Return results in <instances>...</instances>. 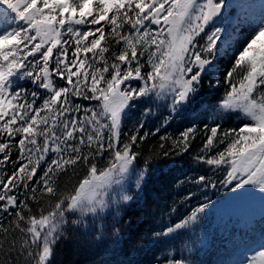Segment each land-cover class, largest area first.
Instances as JSON below:
<instances>
[{
    "label": "snow or ice",
    "instance_id": "1",
    "mask_svg": "<svg viewBox=\"0 0 264 264\" xmlns=\"http://www.w3.org/2000/svg\"><path fill=\"white\" fill-rule=\"evenodd\" d=\"M224 7L225 0H0V168L14 166L10 175H0V212L6 214L0 218V264H51L65 224L78 225L111 206L105 199L108 189L120 182L117 176L129 173L137 157L133 146L148 135L138 136L139 128L122 134L126 109L130 102L153 92L160 96L165 89L173 94V111L196 103L204 77L215 75L216 61L232 47L217 26ZM224 79L230 91L219 108L239 112L238 118L250 123L222 134L219 125L208 128L199 159L214 167L228 165L223 182L236 181L233 191L252 186L264 193V13L252 21L242 48L233 52ZM21 80L45 91H28ZM132 80L141 85L121 87ZM72 97L99 103L84 107L80 116L76 113L82 105ZM181 135L174 147L183 153L194 129ZM225 141L222 151L207 155ZM14 149L19 155L11 160ZM105 159L106 166L98 167L97 160ZM42 162L47 167L41 168ZM78 169H86L83 178L71 191H59L61 174L71 170L77 175ZM144 180L140 172L136 187ZM193 182H205V177ZM21 189L25 200L17 195ZM44 197L50 198L46 214L40 205ZM131 199L122 190L120 200L112 203ZM27 200L38 205L39 216L32 214ZM207 207L203 204L153 236L188 228ZM259 255L264 257V250ZM248 264L256 262L249 258Z\"/></svg>",
    "mask_w": 264,
    "mask_h": 264
},
{
    "label": "trees",
    "instance_id": "2",
    "mask_svg": "<svg viewBox=\"0 0 264 264\" xmlns=\"http://www.w3.org/2000/svg\"><path fill=\"white\" fill-rule=\"evenodd\" d=\"M250 35V33L245 34V37L236 44L232 53H228L227 56L217 60L221 85L216 87L213 83H208L203 79L196 99V101L198 99L200 101L192 105L193 110H195L201 103L205 102L208 111H215L217 114L225 112L224 122L218 124V121H215L213 125L220 126L221 134L223 130L238 129L244 124V119L239 122L240 118L238 117L241 116L239 112H226L220 109L219 105L223 102L226 93L230 91V85L225 81L224 73L232 66L233 52L242 48ZM200 39L201 37H197L198 41ZM238 79L239 76L233 82H237ZM138 82L141 85V82ZM210 84L213 85L212 91L208 89ZM25 87L29 91L36 90L41 93L40 89H35V86L26 85ZM165 91L166 89L163 92ZM88 95L90 96L91 93ZM157 99L159 96L153 92L148 97L140 98V104L135 106H139L140 113L144 114L143 109L147 112L144 116L143 127H140L142 120L139 118L140 116L121 126L122 134L131 133L139 128L138 136H144L145 133L148 135L133 146V151L137 153V157L129 173L123 177L117 176L115 179L120 182H114L108 189L105 199L109 201L111 206L105 209L103 213H98L97 217H93L91 214L85 216L84 222L78 225L65 224L64 238L53 246L54 253L51 264H169L167 253L172 248L173 250L177 249V243L169 241L167 236L154 237L153 234L164 232L167 223L172 227L187 219L202 203L212 204L215 200H219L222 193L226 191V186L223 189V181L227 176L229 166L225 164L214 167L202 163L199 159L200 156L204 155L201 149L206 135L210 134L208 128L212 127L208 122L207 112H197L194 117L179 124L176 131H172L171 127L158 130L155 128L154 120L149 116L150 105ZM72 101L82 105L81 111L76 113L80 116L84 115V107L96 108L99 103L98 101L77 99L76 97H72ZM37 103H42V97L37 99ZM218 118L222 119L223 117L220 115ZM246 123L248 122L246 121ZM188 128L194 129V138L190 139L188 150L180 153V148L174 147V141L181 140V134ZM122 139H127V137L122 135ZM161 145L164 147L161 148ZM226 145L227 141L222 144L217 142L216 148L208 152L207 155L214 156L216 152L222 151ZM18 152L14 149L10 159L16 160L19 155ZM165 152L167 155H164ZM97 164L98 167H104L107 160H97ZM18 166L19 164L16 165V167ZM8 170L9 173L14 170L12 165L8 167ZM77 171V175H73L71 170L67 175L61 174L58 180L59 191H71L73 185L86 173V169H78ZM140 172L145 173V180L140 188H137L136 181ZM38 175H42L40 169H38ZM200 176L205 177V182L194 183L193 181ZM122 190L131 195L132 199L126 203L123 201L119 204L112 203L114 199L120 200ZM22 193L23 189L18 191L17 195L19 199L25 200L26 198ZM188 195L192 197L185 199ZM48 199L50 198L44 197L40 201L45 214L48 211ZM51 199L54 203L55 198ZM26 202L31 208L32 214L39 216L38 205L32 200ZM15 210L10 209L12 212ZM5 215L0 212V218ZM198 216L199 218L194 224H190L188 228L179 233L181 237L183 235L188 237L193 234L194 230H197L194 226H206L216 219H212L210 212L199 213ZM10 219L11 217H8V220ZM4 222L7 223V221ZM115 230H118L116 234H114ZM101 231L103 235L98 240L96 237ZM200 264H213V262L206 261Z\"/></svg>",
    "mask_w": 264,
    "mask_h": 264
},
{
    "label": "rangeland",
    "instance_id": "3",
    "mask_svg": "<svg viewBox=\"0 0 264 264\" xmlns=\"http://www.w3.org/2000/svg\"><path fill=\"white\" fill-rule=\"evenodd\" d=\"M239 3L243 4V6L241 7L240 5L238 7L237 4ZM225 8L222 17L218 18L222 20V23H219L217 26L221 30L222 40L230 41L231 45H233L235 39L240 37L238 34L239 30L243 27H252V21L264 13V0H225ZM152 27L154 29L156 28L154 25ZM208 30L211 29H206V31ZM201 36H203V33ZM230 49L228 53H230ZM204 79L208 83H213L216 87L221 85L219 71L211 78L206 75ZM25 82L27 81H19V83ZM129 83L133 86H140L137 80H132L131 82H125L121 87H126ZM210 85L208 89L212 91L213 85ZM137 101L138 100L130 102L132 107L126 109L128 117L133 111V102L137 103ZM155 101L156 102L150 105L149 116L154 120L155 128L158 130L171 127L172 131H176L178 126L177 123L180 120L184 121L195 113L186 111L183 113L186 115H183L181 112L183 106L180 105L177 106L179 109L178 111H173L171 107L173 103V94L169 89H166V91L159 96V99ZM202 109H205V104H202ZM146 113L147 112L144 111V115L143 113L140 114L142 122H144ZM214 113L216 114V112ZM216 115L210 113L208 116L212 126L214 125V118ZM223 120L224 118H220L218 123H222ZM124 122L125 120L122 124ZM240 122H242V120ZM24 162L25 161H21L20 163ZM11 165L13 169L14 166L10 163L0 168V175H10L11 172L9 173L8 167ZM42 165L41 168L47 167L43 162ZM235 183L236 181H233L232 184H225L223 182V189L225 186L226 190L233 189ZM242 191L249 192L250 194L241 195L240 193ZM262 195H264V193L260 192L259 189L246 186L243 190H237V194L233 197H225L220 200L219 203L215 200L212 205L207 203L208 207L203 213L210 212L211 217L216 219L210 222L208 227L204 230H200L199 226H194L195 229L200 231L199 233L197 230H194V233L190 234L188 237L183 236V244L181 245L182 250L180 253L177 252L179 254L178 256L177 253H173V255L170 256L171 260H181L187 261L189 264H197L196 261L199 258L206 257L203 262L211 261L213 264H248L249 258H251L255 260L256 264H264V257L259 255V252L264 250L261 249V244H264V198L261 197ZM191 197V195H188L185 199H190ZM203 204L204 203L200 206ZM191 235L194 236L190 237ZM208 242L211 245L210 249L204 248L208 245ZM190 245L196 246L194 252V248ZM209 255L211 256L207 259ZM52 259L53 256L51 261Z\"/></svg>",
    "mask_w": 264,
    "mask_h": 264
},
{
    "label": "water",
    "instance_id": "4",
    "mask_svg": "<svg viewBox=\"0 0 264 264\" xmlns=\"http://www.w3.org/2000/svg\"><path fill=\"white\" fill-rule=\"evenodd\" d=\"M233 193L232 192H230L229 194H227V195H232Z\"/></svg>",
    "mask_w": 264,
    "mask_h": 264
}]
</instances>
